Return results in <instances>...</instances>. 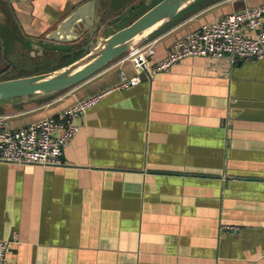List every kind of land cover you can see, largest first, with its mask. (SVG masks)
Listing matches in <instances>:
<instances>
[{
  "label": "crops",
  "instance_id": "crops-1",
  "mask_svg": "<svg viewBox=\"0 0 264 264\" xmlns=\"http://www.w3.org/2000/svg\"><path fill=\"white\" fill-rule=\"evenodd\" d=\"M262 2L189 0L136 44L155 41V58L162 59L183 34ZM86 4L95 23L138 0H0V80L39 74L1 75L12 52L43 55L46 46L90 38ZM136 44L60 91L0 99V115L20 128L103 93L74 119L78 130L63 147L62 164L0 161V238L18 235L8 258L264 264V57L188 55L117 88L121 70L136 73L122 60Z\"/></svg>",
  "mask_w": 264,
  "mask_h": 264
},
{
  "label": "built area",
  "instance_id": "built-area-1",
  "mask_svg": "<svg viewBox=\"0 0 264 264\" xmlns=\"http://www.w3.org/2000/svg\"><path fill=\"white\" fill-rule=\"evenodd\" d=\"M264 2L246 6L223 15L210 23L177 38L162 59L155 58V41L140 42L130 48L122 60H130L136 73L126 77L120 71L117 88H126L140 81L139 73L168 69L188 55L229 57L258 60L264 57ZM102 92L82 98L61 109L55 115L44 116L24 127L11 128L6 116L0 115V161L39 165L62 164V150L78 130L74 119L83 115L100 100ZM223 229L237 230L238 226L223 225ZM18 235L0 238V264H13L7 253Z\"/></svg>",
  "mask_w": 264,
  "mask_h": 264
},
{
  "label": "water",
  "instance_id": "water-1",
  "mask_svg": "<svg viewBox=\"0 0 264 264\" xmlns=\"http://www.w3.org/2000/svg\"><path fill=\"white\" fill-rule=\"evenodd\" d=\"M188 1H158L130 24L102 38L99 46L91 48L84 56L57 71L0 80V99L19 96L26 98L35 93L48 94L60 91L84 80L102 68L110 60L122 54L130 46L136 44L140 37L155 24L173 17L183 4ZM85 8V11H92L85 18L86 24L91 27V38L94 31L97 30L98 24L102 21V16L94 23L93 9L90 10L92 5L86 4ZM69 22L71 21H66L64 25ZM76 24L78 26L79 22ZM48 38V40H52L53 37L49 36ZM244 59L246 58H238L237 61L240 62Z\"/></svg>",
  "mask_w": 264,
  "mask_h": 264
},
{
  "label": "rangeland",
  "instance_id": "rangeland-1",
  "mask_svg": "<svg viewBox=\"0 0 264 264\" xmlns=\"http://www.w3.org/2000/svg\"><path fill=\"white\" fill-rule=\"evenodd\" d=\"M158 1L160 0H138V4L130 7L126 13L113 16V18L103 19L102 22L100 21L101 23L98 24V28L94 31L91 38L85 34L77 43H64L56 46L55 50L51 46H46L43 55L36 54V52L32 53L31 51L29 53L12 52L8 56L10 62L8 60L3 62L7 70L1 71V75L17 76L27 73H48L46 71L52 70L60 64L67 63L68 60L71 61L68 63L70 64L84 56L87 50L89 51L91 48L99 46L102 38L130 24L135 20V16L141 12L144 13Z\"/></svg>",
  "mask_w": 264,
  "mask_h": 264
}]
</instances>
